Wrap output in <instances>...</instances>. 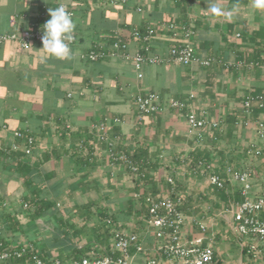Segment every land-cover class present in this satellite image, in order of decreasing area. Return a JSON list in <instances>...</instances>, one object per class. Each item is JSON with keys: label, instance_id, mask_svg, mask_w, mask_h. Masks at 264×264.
<instances>
[{"label": "crops", "instance_id": "0c3cea01", "mask_svg": "<svg viewBox=\"0 0 264 264\" xmlns=\"http://www.w3.org/2000/svg\"><path fill=\"white\" fill-rule=\"evenodd\" d=\"M212 5L222 8L224 14L210 13L207 9ZM40 6H63L71 11L76 40L70 46L71 57L63 60L48 57L42 43L32 42L26 48L16 41L0 44V212L12 211L26 193L34 198H51L55 206L35 221L41 235L48 230L44 235L48 242L41 238L39 243L28 241L43 250L64 253L83 246L93 235L98 227L97 207L116 210L129 203L141 206L143 188L136 186L127 167L109 159L107 142L97 137L93 125L104 122L117 149L142 152L160 163L156 180L164 173L181 177L185 213L196 217L195 207L205 206L201 214L207 217L203 221L210 223L207 235L214 236L217 260L234 264L222 247L229 240L239 247L238 242L229 229L222 232L215 221L226 216L227 198L211 186H202L197 176L189 177L183 158L198 154L216 171H222L227 161L242 167L246 146L257 142L255 123L262 110L253 103L246 111L242 101L264 92V52L254 39L264 32V10L256 9L254 0H127L115 7L93 0H0V33L31 27ZM142 26L155 30L147 42V55L157 60L145 62L142 77L137 78L132 55L140 42L131 39L122 51L113 47L112 40L118 33L129 36L128 28ZM187 30L192 31L188 37ZM183 42L194 46L196 57L213 59L210 65L173 62L169 47ZM229 43L236 46L230 48ZM97 45L106 47V55L90 60L87 52ZM251 56L256 61L244 70ZM148 91L160 93L165 100L193 94L191 107L217 126L207 127L203 140L198 141L188 136L184 113L177 109L140 115L134 98ZM16 131L33 136L29 154L16 140ZM83 140L92 150L86 166L75 158L85 155L77 150ZM252 163L253 193L264 192V152ZM26 179L32 185H25ZM198 188L210 192L221 206L217 213L207 212ZM164 189L162 182L154 194H163ZM124 217L121 220H125L126 228L139 232L145 247L144 252L132 251V263L143 264L146 253L155 250V235L148 228L140 231L137 217ZM78 232L85 236H78ZM198 232L194 225L185 227L186 236ZM19 234L15 231L13 238H22L27 232ZM244 261L264 264L251 256ZM237 264H243L242 256Z\"/></svg>", "mask_w": 264, "mask_h": 264}, {"label": "built area", "instance_id": "2783aa9c", "mask_svg": "<svg viewBox=\"0 0 264 264\" xmlns=\"http://www.w3.org/2000/svg\"><path fill=\"white\" fill-rule=\"evenodd\" d=\"M97 3L115 7L124 4L127 0H93ZM71 16V11H68ZM49 19H43L42 23L35 21L31 27L0 33V44L7 41H16L21 47L26 48L32 42L42 43L43 25ZM173 27V25H170ZM154 28L146 27L144 31L134 28L131 32L133 40L140 42L139 48L132 55L133 67L137 78L142 77V66L145 62L156 61L157 57L147 55L149 46L147 42L154 34ZM191 30L185 32L188 37ZM72 39L67 41L69 47L76 40V34L71 33ZM113 47L121 49L126 47L120 39L113 42ZM106 47L94 46L87 52L90 60H97L106 55ZM169 58L178 64L188 65L197 62L200 65H210L213 59L199 58L194 53L190 42L173 44L168 50ZM193 94L183 98L164 97L154 91L138 93L135 104L140 115H151L166 108L177 109L184 113L188 124L187 134L201 141L204 138L206 128L217 126L216 122L206 121L191 107L190 99ZM262 110V115L256 119L255 134L257 142L249 143L245 149L246 160L250 157H260L264 152V92L249 95L242 101L246 111L253 106ZM97 130V137L108 144L107 154L114 162L121 163L131 173L137 175L139 167L133 162L130 155L124 150L117 149L112 138L108 136L109 128L104 123L93 125ZM17 141L24 145L25 153L29 154L34 145V138L30 133L16 131L14 133ZM16 146V144L14 145ZM245 161V160H244ZM242 167L226 163L222 171H216L208 162H200L195 167L199 174L203 175L213 190L222 191L228 196L225 212L228 213L229 230L234 234L238 245L248 258H259L264 263V192L253 193L252 191V166L250 161ZM200 168V169H199ZM168 187L163 194L148 192L145 194L147 204L146 222L147 228L153 232L156 239L155 250L158 256H153L152 249L146 253L143 264H221L217 260L213 246L214 236L207 235L208 223L196 217L188 215L180 209L183 199L180 194L175 193L176 183L172 177L167 178ZM238 196V199L235 198ZM26 206V205H25ZM194 225L199 231L197 235L186 236L185 227ZM109 228L110 253L100 256L92 252L68 261L51 256L46 258L41 249L34 243L17 245L4 231L3 221L0 219V264H133V253L144 252L145 247L137 231L125 228H113L110 218L106 219Z\"/></svg>", "mask_w": 264, "mask_h": 264}, {"label": "trees", "instance_id": "16d2710c", "mask_svg": "<svg viewBox=\"0 0 264 264\" xmlns=\"http://www.w3.org/2000/svg\"><path fill=\"white\" fill-rule=\"evenodd\" d=\"M53 8H43L40 6L38 8V14L36 20L39 23L43 22V19H50L49 15V10ZM189 24H186L185 27H187ZM146 26L139 27L140 31H144ZM131 32L133 29L128 28ZM240 32V29H237ZM246 34V33H245ZM118 39L121 40L123 44H127L131 39V33L129 36H126L125 34L118 33L116 36H113V40L117 41ZM255 41H257V47L263 50L264 52V32L262 31L258 36L254 37ZM235 43H229L228 47H235ZM194 48V46H193ZM235 52H239L238 54L241 55L242 51H239L238 49L234 50ZM196 51L194 50V53ZM251 61V63H250ZM249 63H246V66L243 68L244 70L250 69V64H254L255 58L250 57ZM258 62V61H257ZM81 147H77V150H83L85 152V155L83 156H76V160L79 161L83 165H88V161L91 160V144L88 143L87 141L83 140L81 143ZM108 146V145H107ZM128 153V152H127ZM245 154V152H243ZM128 155L131 156L133 159V162L139 167V173L137 175H134L131 173L130 169L127 168V172L129 175L135 180L136 186L143 188V191L140 194V198L142 200L141 206L136 207L134 203H129L126 206L120 207L118 209H111L108 208L107 206L103 205L100 207H97L95 209V214H96V222L98 224L97 229L92 233L93 235L91 237H84L85 243L81 247H73L70 251L68 252H61L60 254L46 251L41 249L43 255L48 258L51 256H56L59 258H62L66 261L72 259V258H78L83 255L88 254L89 252H92L96 255H106L110 253L109 249V242L105 245L104 242L105 240L110 238V233L109 228L106 226V219L110 218L112 221V227L113 228H125V220L123 219V216L129 217V216H135L138 218L137 220V227L140 229V231H145V229L148 227L147 222H146V213H147V204L145 202V194L148 189L152 190L151 193L157 192V186L158 184H161L163 182V185L165 188L168 187V182L167 179L164 176H160L159 180H156L155 177V172L161 167L160 163L156 162L155 160L151 159L144 153H128ZM109 157V156H108ZM110 159V157H109ZM111 160V159H110ZM182 160V159H181ZM184 162L187 164V174L189 177L191 176H197L196 181H199L200 184L203 186H209V183L206 179H204V176L199 174L195 169L196 166L203 160L202 156H199L198 154L195 155L193 153L190 154L189 157L183 158ZM182 160V161H183ZM112 161V160H111ZM226 163L232 164L230 161H227ZM200 169V168H199ZM173 176L172 178L175 179L176 181V188H175V193L180 194V192H183L184 188L183 183L184 181L181 179V177H177L174 173H171ZM157 181V183H155ZM25 185H32V181L29 179H26ZM198 183V182H197ZM196 183V184H197ZM140 189H137V192ZM217 191V190H216ZM149 192V191H148ZM147 192V193H148ZM219 196H221L223 199L228 200V196L222 192L218 191ZM197 193H200L202 198L204 199V202L207 204V212L210 213H217L220 209L221 206L217 204L211 197H210V192H202L200 188L197 189ZM26 205V206H25ZM55 206V202L51 198H43V197H31L29 193L23 194L20 198V201L17 205L12 207V211H8V209L5 211L0 212V219L3 221L4 225V231L5 233L13 238V233L15 231H20V234H23L24 228L23 225L24 223L31 222L32 224L41 216L52 210V208ZM180 209L184 212H186V206L183 204V206L180 207ZM122 216V217H121ZM124 217V218H125ZM81 231V230H80ZM139 234V232H137ZM76 234V231H75ZM78 236H85V233L83 232H78ZM75 235V238L77 237ZM141 236V235H139ZM79 238V240L81 239ZM19 238V237H18ZM17 238V240H19ZM12 242L17 244V245H23L20 243L15 242V239H12ZM153 253V256H158V253L156 251L151 252Z\"/></svg>", "mask_w": 264, "mask_h": 264}, {"label": "clouds", "instance_id": "9594fccd", "mask_svg": "<svg viewBox=\"0 0 264 264\" xmlns=\"http://www.w3.org/2000/svg\"><path fill=\"white\" fill-rule=\"evenodd\" d=\"M254 7L264 10V0H254ZM207 10L215 16L224 14V10L215 5L210 6ZM49 15L50 19L43 25L42 49L48 57L61 60L69 59L71 49L67 41L72 39L71 33L75 30L72 16L63 6L50 9Z\"/></svg>", "mask_w": 264, "mask_h": 264}, {"label": "rangeland", "instance_id": "374dc122", "mask_svg": "<svg viewBox=\"0 0 264 264\" xmlns=\"http://www.w3.org/2000/svg\"><path fill=\"white\" fill-rule=\"evenodd\" d=\"M234 39L235 38L232 39V37L230 38V40L235 41ZM257 158L258 157H250L249 159L247 158V160H245L244 163L250 161V166L253 167V163L252 162L255 163V161L257 160ZM181 172H183L182 169H181ZM181 174L183 175V173H181ZM163 175H164V177L166 179L168 177H173L171 174H168V173H164ZM174 181H175V179H174ZM175 183H176V181H175ZM251 183H252V191H253L254 190V183H253L252 179H251ZM205 209H206L205 206L203 207L202 204H200L199 206H196L195 207V211H196L195 215H196V218L206 219L207 217H204L203 214H201V213H204L205 212ZM225 215L226 216H224V214H223V216H219V218L217 220H215L216 222H218L219 226H222L221 229H222V232H224V233L226 232L227 229H229V227H228V218H227V217H229L228 216V213H226ZM209 220H211V219H209ZM207 222H208V225H209L210 224L209 221H207ZM23 228H24V231L27 232V235H23L22 238H18L19 239L18 241L15 239V242L20 243V244H28L29 243L28 240H38L37 243H39L40 242V240H39L40 238L45 241L46 238H44V235L48 233L47 232L48 230L45 231V232H43L42 235H41L39 232L36 231L37 230V225H36L35 222L33 224L31 222L24 223ZM36 233L39 235V237H37L38 235H36ZM70 234L71 233H69V236H70ZM46 241L48 242L47 239H46ZM215 245H217V244H215ZM221 247H222V245H221ZM221 247L219 246L220 249H221ZM222 248L224 249L223 254H225V256L228 257V259H230V263L233 262L234 264H237L238 261L241 259V256H242V262H243V264H245L244 259L247 258V256L241 254V252H240L241 249L239 247H236L233 242H231L229 240L227 242V244L224 245V247H222ZM151 252H153V251H151ZM57 254H60V253L58 252Z\"/></svg>", "mask_w": 264, "mask_h": 264}]
</instances>
